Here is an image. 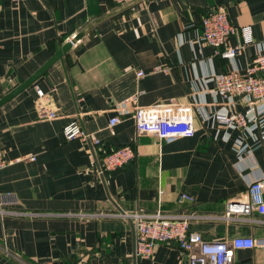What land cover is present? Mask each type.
Instances as JSON below:
<instances>
[{
  "label": "crops",
  "instance_id": "0c3cea01",
  "mask_svg": "<svg viewBox=\"0 0 264 264\" xmlns=\"http://www.w3.org/2000/svg\"><path fill=\"white\" fill-rule=\"evenodd\" d=\"M220 5L234 24L254 29L255 41L234 61L200 39L203 16ZM81 30L62 60L0 107L7 161L0 201L8 197L3 207L13 212L0 213V264H185L174 242L156 245L147 259L134 255L131 221L113 214L138 210L202 215L190 230L209 242L264 239V223L213 217L264 177L263 127L218 122L217 113L248 107L242 97L230 103L214 80L232 66L243 71L264 48V0H0V97ZM35 85L50 95L54 117H39ZM128 104L189 114L195 135L139 134ZM114 115L120 122L111 133ZM75 118L99 146L64 138L63 126ZM123 145L134 157L99 173L101 156ZM232 264H264V246L236 250Z\"/></svg>",
  "mask_w": 264,
  "mask_h": 264
},
{
  "label": "built area",
  "instance_id": "2783aa9c",
  "mask_svg": "<svg viewBox=\"0 0 264 264\" xmlns=\"http://www.w3.org/2000/svg\"><path fill=\"white\" fill-rule=\"evenodd\" d=\"M124 3L131 0H113ZM239 35L240 41L236 44L228 43L232 35ZM75 34H72L71 39ZM200 39L217 48V52L234 61L243 53L246 47L255 41L254 29L251 24H234L225 6H218L205 14L202 18V33ZM78 40V39H77ZM74 43V42H73ZM224 46V47H221ZM141 76L142 71H137ZM217 91L226 99L242 97V102L248 108L245 112L233 111L217 113L218 122L228 127L241 129H254L263 127L264 133V48L248 62L242 71L237 66L217 74L215 77ZM35 107L40 118L50 119L56 115L55 109L48 105L50 95L38 86H34ZM128 104L124 109H133L131 115L135 128L139 134L154 135L159 139H174L179 137H192L195 135L193 117L189 114L168 113L158 107H132ZM120 122L118 115L110 117L108 125L111 133L113 126ZM62 134L68 141L78 139L89 143L92 147L99 146L100 139L92 137L82 127L77 118L66 123ZM134 157L131 145L110 148L101 158L99 173L112 171L122 167ZM33 159L32 156L27 157ZM7 161L0 149V169ZM8 198V197H6ZM6 198L0 201V213H13L5 211L3 205ZM11 201L15 202L14 196ZM264 213V177L255 179L249 184L248 196L242 200H232L226 205V210L215 218L236 221L260 222L264 219L252 218L255 212ZM18 215L26 213L17 212ZM29 215H41L28 213ZM54 215V214H53ZM62 216H87L85 213H64ZM114 217L129 219L135 234L134 255L138 258H150L156 245L161 243H176L187 254L188 264H232L235 251L243 248L264 246V239L252 236H236L225 241H206L200 232L190 230L193 218L202 215L195 213H172L165 211H135L132 213H116Z\"/></svg>",
  "mask_w": 264,
  "mask_h": 264
},
{
  "label": "water",
  "instance_id": "95a60500",
  "mask_svg": "<svg viewBox=\"0 0 264 264\" xmlns=\"http://www.w3.org/2000/svg\"><path fill=\"white\" fill-rule=\"evenodd\" d=\"M84 34V31L81 30L79 32H76L75 35L71 38L66 40L64 43L56 44V48L52 55L45 61L43 64H41L28 78H26L24 81H22L19 85L11 89L9 92L4 94L2 97H0V107L11 100L13 97H15L17 94L22 92L24 89L32 85L39 77L42 76L46 72V70L56 61V60H62L63 54L72 46L73 42H75L77 39H79ZM185 264H188L187 257Z\"/></svg>",
  "mask_w": 264,
  "mask_h": 264
},
{
  "label": "trees",
  "instance_id": "16d2710c",
  "mask_svg": "<svg viewBox=\"0 0 264 264\" xmlns=\"http://www.w3.org/2000/svg\"><path fill=\"white\" fill-rule=\"evenodd\" d=\"M107 152H108V150H107L105 153H107ZM105 153H104V154H105ZM104 154H103V155H104ZM103 155L101 156V158L103 157Z\"/></svg>",
  "mask_w": 264,
  "mask_h": 264
}]
</instances>
